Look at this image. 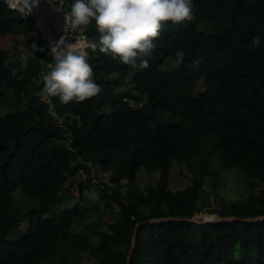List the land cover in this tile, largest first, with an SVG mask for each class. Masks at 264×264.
Masks as SVG:
<instances>
[{
  "label": "trees",
  "instance_id": "1",
  "mask_svg": "<svg viewBox=\"0 0 264 264\" xmlns=\"http://www.w3.org/2000/svg\"><path fill=\"white\" fill-rule=\"evenodd\" d=\"M71 3L64 0V8ZM192 5L191 21L162 27L142 70L94 51L99 33L94 22L88 25V63L102 92L63 104L41 97L46 64L54 63L51 45L44 38L17 60L11 45L31 20L0 0V107L9 109L0 116V264H81L86 251L94 264H128L136 226L146 220L264 216V0ZM204 22L212 35L198 29ZM177 52L182 62L159 69ZM127 79L132 87L118 90ZM201 79L206 88L196 99ZM133 98L140 103L131 104ZM174 162L192 174L178 192L169 188ZM95 167L109 173V183L98 188L100 200L109 210L116 206L120 220L99 230L100 215L86 235L73 225L98 210L82 213V200L65 205L70 188L64 185L82 170L91 181ZM142 169L160 173L144 191L137 183ZM228 171L244 172L249 197L227 203L217 194L220 209H208L207 183L217 190ZM84 187L81 182V194ZM20 195L38 204L14 213ZM92 236L100 237L97 244ZM136 238L130 264H264V221L142 224Z\"/></svg>",
  "mask_w": 264,
  "mask_h": 264
},
{
  "label": "clouds",
  "instance_id": "2",
  "mask_svg": "<svg viewBox=\"0 0 264 264\" xmlns=\"http://www.w3.org/2000/svg\"><path fill=\"white\" fill-rule=\"evenodd\" d=\"M39 2L23 0L20 10L30 14ZM20 3L21 0H15L9 6L16 8ZM57 5L64 12V0H59ZM64 16L72 28L94 22L99 40L91 48L142 70L149 67L145 58L155 49L162 27L167 22L191 21L193 5L192 0H72L70 12ZM260 40L259 36L255 37L253 45L259 46ZM50 44L49 54L54 63L48 65L49 71L42 77L44 91L49 97H58L63 104L79 103L102 92L101 86L94 82L86 48L84 51L76 43L66 44L64 37ZM176 56V62H182L183 54L177 52Z\"/></svg>",
  "mask_w": 264,
  "mask_h": 264
},
{
  "label": "rangeland",
  "instance_id": "3",
  "mask_svg": "<svg viewBox=\"0 0 264 264\" xmlns=\"http://www.w3.org/2000/svg\"><path fill=\"white\" fill-rule=\"evenodd\" d=\"M15 2V0H13ZM49 6L54 7L55 10H60V6L57 5L59 3V0H44ZM69 2H72V0H69ZM18 12L22 15V17H29L31 20V28H27L26 32L22 37H20L18 40L14 41L11 45V54L17 56V60H25L29 55L31 50H35L39 46H41L43 39L46 38L48 42H50L43 33L42 28L38 25L37 19L34 15L31 13L28 14L27 11H20L19 8L20 5H17L16 7ZM62 14H67L70 12V8H65L64 12L61 11ZM52 14H48V20L50 26L54 23V18L51 16ZM64 19L65 16L63 15ZM66 21V19H65ZM67 24V21H66ZM86 27H79V28H72L70 22L67 25L66 31H61L62 36L65 38V42L69 40L72 44L76 43L79 47V42L84 43V48H89L92 41L87 39L83 32L86 30ZM198 29L202 31L206 35H212V27L208 23H201L198 26ZM50 44V43H49ZM35 45V47H34ZM51 45V44H50ZM83 49V47H80ZM85 51V50H84ZM177 57L170 56L168 59L159 67V69H166V70H172L174 66L177 65ZM49 64H46L48 67ZM129 81V79H127ZM132 87V84L127 83L126 85H123L119 87L118 90H123L125 92L128 91V88ZM206 88V80L201 79L197 82V85L195 87L194 91V97L198 99L201 94L205 91ZM133 96L136 95V92L132 91ZM42 99H47V95L45 92L41 94ZM131 104H136L139 102L138 99H134L130 101ZM140 103V102H139ZM9 109L7 106L0 107V116L4 115L5 113H8ZM92 174L95 175V178L91 181L89 179V174L86 171H81L76 176L69 177V180L65 183L64 188H70L69 192H66L64 194V202L67 206H73L78 200H82V205L80 207L81 212H85L86 210L92 211V210H98V213L93 214L89 218H85L82 221L76 223L73 225V231L74 232H80L83 234H90L92 232V229L88 226L91 224H94L98 221L99 216L102 215V219L105 222V224L99 225V230H108V224H113L114 222L120 220V216L117 213L118 208L115 206V209L109 210L106 207L102 205V202L100 200V191L99 186L104 183H109V173L103 172L99 167H95L93 169ZM244 172L242 171H228L225 173V181L221 182L217 186V190H212L207 183V189L210 193V197L207 203L208 209H220L222 205V199L217 195L220 194L227 203H233L236 201H240L242 199H247L251 193L250 189L245 184V180L243 178ZM160 173L159 172H153L149 173L145 170H141L140 173L137 176V183L141 190H145V188L149 184H153L156 181L159 180ZM191 177L192 174L190 173L188 167L183 163H176L174 162L172 165V168L170 170V177H169V188L173 190L174 192H178L181 190H184L191 184ZM101 180V182L99 181ZM81 182L84 183L85 187L83 188V192L81 194ZM126 182H123V184ZM206 187V186H205ZM264 188V184L262 186ZM257 192L259 191V188L255 189ZM18 192V191H17ZM16 192V193H17ZM38 201L34 200L31 197H27L24 195H20L16 198V201H14L13 204V212L14 213H21L26 212L28 205H37ZM100 240L99 236H92L91 242L97 244ZM89 251H86L83 253V259L81 261V264H94L96 260L88 254Z\"/></svg>",
  "mask_w": 264,
  "mask_h": 264
},
{
  "label": "bare ground",
  "instance_id": "4",
  "mask_svg": "<svg viewBox=\"0 0 264 264\" xmlns=\"http://www.w3.org/2000/svg\"><path fill=\"white\" fill-rule=\"evenodd\" d=\"M19 5L20 7H23V0H21V3ZM50 13L54 18V23L52 24V26H50L47 22L48 14ZM31 14L36 17L38 25L42 28V31L43 33H45L47 38L51 40L52 45L61 39V36L63 34L61 33V31H66L67 28L66 21L63 17L64 14H62L61 10H55L54 7L49 6L44 2V0H40L39 6L33 8ZM65 43L72 44L69 40H67ZM79 45L80 47H83L84 50V43L79 42Z\"/></svg>",
  "mask_w": 264,
  "mask_h": 264
},
{
  "label": "water",
  "instance_id": "5",
  "mask_svg": "<svg viewBox=\"0 0 264 264\" xmlns=\"http://www.w3.org/2000/svg\"><path fill=\"white\" fill-rule=\"evenodd\" d=\"M1 1L10 5L8 0H1ZM14 9H16V8H14ZM172 221H175V222L176 221H178V222L187 221V222H192V223L204 225V224H216V223H222V222H231V221H264V216H259V217H255V218H239L237 216H221L217 213H204V214H201L198 218H194V217H192V218L166 217V218H153L150 220H146L142 223H139L136 226V231H135V236H134L133 242H132L130 256L133 253L134 248H135L136 239H137L136 238L137 231L142 224H157V223L172 222ZM130 256L128 258V264H130Z\"/></svg>",
  "mask_w": 264,
  "mask_h": 264
}]
</instances>
